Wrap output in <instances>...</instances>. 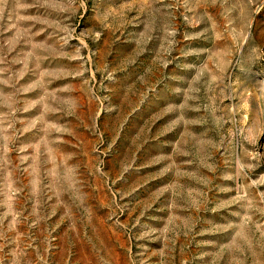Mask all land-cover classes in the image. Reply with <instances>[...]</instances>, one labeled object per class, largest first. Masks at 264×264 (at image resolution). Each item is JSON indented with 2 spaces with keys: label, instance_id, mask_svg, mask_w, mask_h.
Here are the masks:
<instances>
[{
  "label": "rangeland",
  "instance_id": "1",
  "mask_svg": "<svg viewBox=\"0 0 264 264\" xmlns=\"http://www.w3.org/2000/svg\"><path fill=\"white\" fill-rule=\"evenodd\" d=\"M0 264H264V0H0Z\"/></svg>",
  "mask_w": 264,
  "mask_h": 264
}]
</instances>
